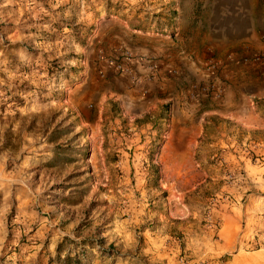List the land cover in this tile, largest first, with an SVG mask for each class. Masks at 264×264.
<instances>
[{
  "label": "rangeland",
  "instance_id": "rangeland-1",
  "mask_svg": "<svg viewBox=\"0 0 264 264\" xmlns=\"http://www.w3.org/2000/svg\"><path fill=\"white\" fill-rule=\"evenodd\" d=\"M159 1L0 0V264H264V96L254 127L198 120L214 54L176 101L106 65L169 34ZM242 44L231 88L264 91V42Z\"/></svg>",
  "mask_w": 264,
  "mask_h": 264
},
{
  "label": "crops",
  "instance_id": "crops-1",
  "mask_svg": "<svg viewBox=\"0 0 264 264\" xmlns=\"http://www.w3.org/2000/svg\"><path fill=\"white\" fill-rule=\"evenodd\" d=\"M157 7L161 8L163 27L169 34L163 39L150 38L149 42H135L130 46L135 54L156 58L155 77L147 86L149 100L176 101V91L169 92L170 87L179 89L181 85L188 86L190 81L198 86L207 80L199 71V58L214 54L225 69L219 74L223 79L222 93L216 100L209 99L207 105L203 103L204 96H198L192 103L198 120L201 114H210L240 127L258 125L260 117L249 105V97H263L264 91L256 84L244 83L242 78L236 81L235 89L231 88V66L233 63L237 66L243 42H264V0H160L151 5V9ZM181 43L188 49H175ZM173 70L178 75L172 76ZM231 205H227L228 211ZM231 225L229 220L221 223L224 235L235 236L229 233Z\"/></svg>",
  "mask_w": 264,
  "mask_h": 264
},
{
  "label": "built area",
  "instance_id": "built-area-1",
  "mask_svg": "<svg viewBox=\"0 0 264 264\" xmlns=\"http://www.w3.org/2000/svg\"><path fill=\"white\" fill-rule=\"evenodd\" d=\"M106 65L119 76L134 84L150 81L156 73V61L148 56H141L129 50H119Z\"/></svg>",
  "mask_w": 264,
  "mask_h": 264
}]
</instances>
